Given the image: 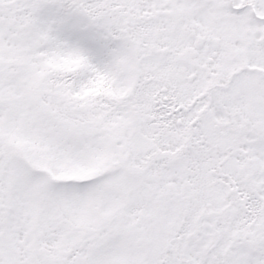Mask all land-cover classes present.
<instances>
[{
    "label": "snow or ice",
    "instance_id": "obj_1",
    "mask_svg": "<svg viewBox=\"0 0 264 264\" xmlns=\"http://www.w3.org/2000/svg\"><path fill=\"white\" fill-rule=\"evenodd\" d=\"M0 264H264V0H0Z\"/></svg>",
    "mask_w": 264,
    "mask_h": 264
}]
</instances>
